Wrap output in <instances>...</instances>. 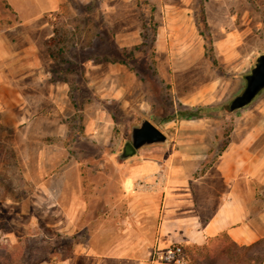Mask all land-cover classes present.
Wrapping results in <instances>:
<instances>
[{
	"label": "rangeland",
	"instance_id": "obj_1",
	"mask_svg": "<svg viewBox=\"0 0 264 264\" xmlns=\"http://www.w3.org/2000/svg\"><path fill=\"white\" fill-rule=\"evenodd\" d=\"M201 4L217 66L196 25ZM5 10L1 22L14 19ZM34 34L32 66L1 89L0 264H56L100 229L109 241L136 212L133 194L156 191L161 167L198 177L247 136L264 141V90L229 108L264 53V0H75ZM143 118L169 142L118 159ZM224 244L223 264H236ZM261 249L243 263L259 264Z\"/></svg>",
	"mask_w": 264,
	"mask_h": 264
},
{
	"label": "crops",
	"instance_id": "obj_2",
	"mask_svg": "<svg viewBox=\"0 0 264 264\" xmlns=\"http://www.w3.org/2000/svg\"><path fill=\"white\" fill-rule=\"evenodd\" d=\"M71 1L0 0V104L1 89L36 58L39 21ZM6 4L15 17L1 22ZM248 142L247 136L240 146L218 155L198 177L184 165L161 167L164 175L154 193L133 194L136 212L126 226L117 227L106 242L101 229L94 240H77L71 256L56 264H166L153 261V252L177 245L184 249L185 264H223L228 255L224 243L240 252L236 264L255 262L249 250L260 244L264 251V141L260 146ZM133 184L127 185L128 193Z\"/></svg>",
	"mask_w": 264,
	"mask_h": 264
},
{
	"label": "water",
	"instance_id": "obj_3",
	"mask_svg": "<svg viewBox=\"0 0 264 264\" xmlns=\"http://www.w3.org/2000/svg\"><path fill=\"white\" fill-rule=\"evenodd\" d=\"M247 86L241 95L237 96L229 105L230 111L243 109L253 102L258 94L264 89V53L254 59L251 73L246 76ZM169 138L161 129L150 120L140 119L139 124L131 129V138L126 141L118 159L125 161L133 158L138 151L154 146L166 145Z\"/></svg>",
	"mask_w": 264,
	"mask_h": 264
},
{
	"label": "trees",
	"instance_id": "obj_4",
	"mask_svg": "<svg viewBox=\"0 0 264 264\" xmlns=\"http://www.w3.org/2000/svg\"><path fill=\"white\" fill-rule=\"evenodd\" d=\"M196 25L199 29V33L200 35L203 37V39L205 40V49H206V54H205V57L210 61V63L212 64V66H217V60L214 58L213 54L215 52V47L213 45V42H212V39L208 33V24H207V18H206V13H205V9H204V6L203 4L199 5V8L197 9V15H196ZM262 245H258L256 246L255 248L257 247H260V249L262 248L261 247ZM255 248L253 249H250L249 252L251 253L252 251H257L255 250ZM56 250L54 251V253H58L59 250L57 248H55ZM262 250V249H261ZM249 253H246V255H248ZM264 254V253H263ZM263 254L261 255V259L259 260V264L262 262L263 260ZM66 254H63L62 255V259H66ZM40 258H43V257H40ZM27 260V264H40V261L42 259H36V257L32 256V255H29L28 258L26 259ZM30 260H32L30 262ZM44 261L47 260L46 257L43 258ZM24 263V264H26Z\"/></svg>",
	"mask_w": 264,
	"mask_h": 264
},
{
	"label": "built area",
	"instance_id": "obj_5",
	"mask_svg": "<svg viewBox=\"0 0 264 264\" xmlns=\"http://www.w3.org/2000/svg\"><path fill=\"white\" fill-rule=\"evenodd\" d=\"M184 249L181 246H173L164 251H155L152 254V260L166 264H185Z\"/></svg>",
	"mask_w": 264,
	"mask_h": 264
}]
</instances>
